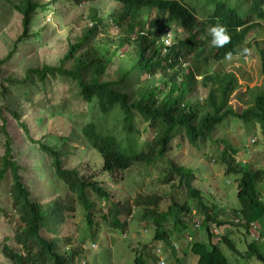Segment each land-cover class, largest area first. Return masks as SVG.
I'll return each instance as SVG.
<instances>
[{"label":"trees","instance_id":"1","mask_svg":"<svg viewBox=\"0 0 264 264\" xmlns=\"http://www.w3.org/2000/svg\"><path fill=\"white\" fill-rule=\"evenodd\" d=\"M12 1L22 13L24 27L22 40H24L23 38H29L31 35L28 34V27L32 22L34 11L39 7L48 9L47 6L53 5L56 0H49L45 4L35 0ZM88 1L75 0L76 4ZM115 1L119 3L120 10L109 18L98 14L92 15V26L76 43L71 44L65 60H75L72 69H64L61 65L30 67L26 70L24 78H10L9 81L14 85L24 86L27 83L45 85L50 77L74 80L80 99L87 102L97 101L103 114L102 121L109 117L111 111L121 112L120 133H114L98 122H88L81 129L85 138L82 140L83 143L88 149H92L97 157L103 159V170L109 174L110 179L118 180L126 170L132 168L134 163H141L146 169L152 166L158 169L160 175H164L163 184L178 189L180 193H187L183 204L174 201L166 212L160 211L158 201H154L153 207L150 208L142 195L134 200V204L131 200H127L121 206L110 205L111 193L105 186L100 185L98 180L80 174L78 168H64L63 159L71 155L73 148L66 138L62 139L63 147L42 144V149L52 158L56 174L60 180L65 181L68 190L76 195L78 205L86 212L89 227H95L93 216L98 211L96 203L90 199V195H94L99 201L108 204L107 215L113 217L112 225L118 231L128 228V218L136 209L145 210L142 216L146 219L152 217L151 221L156 225L155 235L149 243L152 250L161 246L163 250L166 248L168 253L169 250L172 251V256L179 260V255L184 254L180 248L188 245L187 248H191L197 264H231L219 247V242L222 241L232 252L240 253L235 242L228 235L229 232H222L221 238L217 237L219 242L211 241V249H208L206 242L194 239V242L187 243V239L184 240L182 232L191 226L194 228L196 220L191 221L194 209L204 214L201 227L206 236L211 237V227L215 226L212 223L223 230L221 226L224 222L219 214L213 215L209 206L202 200L200 190L193 185L196 168L179 162L173 153H179L183 149L181 138L187 139L189 143L201 149L206 144L204 140H208L213 130L228 117H233L232 119L243 129L251 131L253 136L264 138V93L255 97L252 106L242 108L236 104L235 109L228 108V103L233 100L232 92L237 88L236 78L231 73L221 75L215 72L216 64L220 65L239 55L243 46L248 43L257 53L262 68L261 73L264 74V42L257 38L247 41V38L255 35L251 30L258 26V22L264 23V0ZM216 23L226 27L230 39L223 47L213 45L209 52L205 50L206 42L208 45L212 44L208 29ZM99 26L103 27L104 37L110 36V29L113 27L119 29L118 33L125 32V34L119 35L115 40L105 39L106 37L97 39L95 35ZM182 31L187 33L183 39L179 36ZM201 32H204L205 37L202 42ZM168 33H173L175 37L172 47L164 43ZM34 35L39 36L37 33ZM108 39L111 42L107 41ZM17 45L18 43L15 44L14 49ZM83 46H88V51L86 50L80 57H75ZM201 49L202 51H199ZM204 53H207L208 57L203 55ZM229 54L230 59L226 58ZM12 55L10 53L6 60ZM192 57L194 60L191 64ZM115 60L125 63L121 68L120 76L109 80L102 79L101 76L107 74L109 65ZM3 62L4 60H0V65ZM184 63L188 65L185 68ZM209 63L215 64L213 68ZM159 74H163L164 79L157 82V86L147 82V79L151 80ZM197 75L203 76L202 79L198 80ZM133 77L139 79L144 77L146 81L143 82V79L142 82L145 84L140 85L132 93L120 90V86H123L127 80L134 79ZM198 83L208 89L202 100H194L191 96ZM22 91L26 94L31 90ZM159 94H164V97L159 99ZM8 99V103L0 106L3 125L7 122L4 113H10L18 121L20 119L15 111V98L11 95ZM136 120H142L143 123L136 125ZM19 123L22 124L20 121ZM22 126L28 131L25 125ZM2 133L5 137V152L0 158V181L5 179L7 174H11V202L18 213L15 221L18 224L15 237L22 248L20 253L13 250L9 244H3V253L11 259L12 264H74L82 261V264L89 263L88 260H82L85 253L82 244L74 247L76 242L72 237L61 236L62 226L67 222L66 219L72 216L74 210L72 203H68L69 200L61 202L56 199L53 204L45 207L42 202L35 200L19 175L21 166L14 158L13 139L5 127ZM136 138L141 141L147 139L144 146L138 150L133 148ZM223 143L221 161L226 165L225 173L240 174L237 185L240 207H234L233 221L238 219L240 222L235 223L250 234L258 228L256 223L257 228L254 229L251 222L264 219V200L260 190L264 182V167L256 166L252 162H238L241 151L227 140H223ZM259 143L252 144L251 147L254 149ZM262 143L257 151L250 149L252 153L264 154V141ZM242 151H246L245 146ZM243 156L247 154L244 152ZM88 167L92 168L90 165ZM1 212L3 209L0 207ZM170 215L174 217L171 223L173 229L180 232L175 240L172 239V231L163 226ZM258 232L263 237L260 230ZM90 236L92 240L95 239V232ZM174 242L180 243L179 249L173 246ZM246 254L249 257L256 256L264 262V255L256 245V240L248 245ZM168 256L170 259V254ZM158 262L151 251L135 258V264H158Z\"/></svg>","mask_w":264,"mask_h":264},{"label":"rangeland","instance_id":"2","mask_svg":"<svg viewBox=\"0 0 264 264\" xmlns=\"http://www.w3.org/2000/svg\"><path fill=\"white\" fill-rule=\"evenodd\" d=\"M35 1L45 4L49 0ZM47 8L42 9L39 7L34 11L32 22L28 27V34L31 35L29 38H23L24 40H22L24 27L21 11L12 0H0V60H4L0 65V106L2 107L3 104L8 103V98L12 95L16 102L15 111L20 116L19 121L28 129L26 131L13 115L4 113L7 122L3 125L4 121L0 118V158L5 152V137L2 133L5 127L13 139L14 158L21 166L19 175L24 185L31 191L32 197L42 202L45 207L48 204H53L56 199L61 202L69 200L68 203L71 202L74 206L72 216L66 219L67 222L62 226L61 236L68 235L72 237L76 242L74 247L82 244L85 252L82 260L89 261L85 264H135L137 256L142 253L147 254L150 251L152 256L157 257L155 254L156 248L152 250L149 246L155 235L156 225L151 221L152 217H149L148 220L142 216L145 210L136 209L132 216L130 215L128 218V228L125 230L119 229L120 231H118L112 225L113 217L107 215L108 208L106 205L108 204L99 201L94 195H90V199L96 203L98 211L93 216L95 227H89L86 212L78 205L76 195L68 190L64 180H60L56 174L51 156L41 147L42 144L53 147L61 146L63 144L62 139L66 138L73 148L71 149V155L63 159L64 168H78L80 174L98 180L100 185L105 186L111 193L110 205L117 204L121 206L127 200H131L134 204V200L139 195H142L141 197L144 198L146 205H149L150 208L153 207L154 201H158L161 212H166L174 201L183 204L186 201L187 193H180L178 189L163 184L164 175H160L158 169L153 166L146 169L143 164L134 163L132 168L126 170L118 180L110 179L109 174L103 170V159L97 157L92 149H88L83 143L82 140H85V138L82 136L81 129L88 122H98L99 125H105L112 132L120 133L122 119L119 117L121 112L118 110L111 111L109 117L102 121L101 116L103 114L97 101L87 102L80 99L76 82L67 78L54 79L50 77L45 85L41 83L29 85L27 83L24 86H18L9 81L10 78H24L26 70L30 67L61 65L64 69H72L75 60H65V55L68 53L71 44L76 43L82 34L92 26V15L98 14V16L103 15L109 18L113 13L120 10L119 3L115 0H89L86 3L76 4L75 0H56L53 5H48ZM262 26L264 29V23L258 22V26L251 30L255 35L247 38V41L257 38L259 41L264 42ZM102 30L103 27L99 26V30L95 35L97 39L104 37ZM118 31L117 27H113L110 29V36L105 35L106 38H104L115 40L119 35L125 34V32L118 33ZM35 33L39 36L35 37ZM181 35L185 37L187 33L182 31L179 36L181 37ZM172 36L174 44V34ZM204 38V32H201V42ZM17 43V48L14 49ZM171 45L172 42L168 46ZM212 46L213 44L208 45L206 42L205 50L210 52ZM245 47L249 50L247 54H242L241 49L239 55L222 62L220 65L209 63L212 68L215 65L217 69L215 72H219L221 75L231 73L236 78L237 88L232 92L233 100L228 103V108L232 109H235L236 104H239L242 108L252 106L255 97L260 93H264V74L261 73L262 68L260 61H258L259 57L253 51L252 45L246 43L243 48ZM86 50L88 51V46H83L75 57L82 56ZM199 51H202V49ZM10 53L13 54L12 57L6 60ZM203 55L208 57L207 53ZM190 60L192 64L194 57ZM184 64V68L188 66L187 63ZM124 65L123 61L115 60L114 63L109 65L107 74L102 75L101 78L107 80L118 78ZM162 75L159 74L151 80L147 79V82L157 86V82L164 79ZM202 77L197 75L198 80H201ZM143 79L144 77L140 79L137 77L131 78L123 86H120V90L132 93L140 85L145 84L143 82L146 80ZM162 85L164 86V83ZM26 89L31 91L25 94L22 90ZM207 90L198 83L191 96L194 100H202ZM159 97L161 99L164 94H159ZM232 118L228 117L224 122H221L213 130L208 140H204L206 144L201 149L196 148L187 139L181 138L184 144L183 149L179 153H173L175 159L179 162L196 168L193 174V185L200 190L202 200L209 206L213 215L217 216L219 214L218 216L224 222L221 226L223 230L212 223L215 226L211 227V237L206 236L201 225L199 228L191 226L185 229L182 236L185 240L187 235L191 234L195 236V241L206 242L208 249H211V241L219 242L220 240L217 237L221 238L222 232L228 233L232 230L228 235L235 242L240 253L232 252L222 241L219 242V247L229 258L230 263L264 264L256 256L249 257L246 254L248 245L256 240V245L264 255V229L261 228L264 227V219L257 222L253 221L254 224H258L257 230H260L263 235L258 239L252 236V233L249 234L245 228L236 224V220L233 221L235 218L234 207H240L237 198V185L240 174L227 175L225 173L226 165L221 161L224 148L223 140H227L241 151L238 162H252L256 166L264 167V154L252 153L250 150L257 151L258 147L263 144L264 138L260 139L258 136H253L251 131L243 129ZM135 123L141 125L143 121L136 120ZM258 135L260 136V134ZM146 142L147 139L141 141L136 138L133 148L135 150L141 149ZM258 142L260 143L253 149L252 144ZM244 146L247 153L242 151ZM244 152L247 156H243ZM89 165L92 168H89ZM11 184V174H7L5 179L0 181V207L5 212L0 213V264H12L11 259L2 251L3 244H9L13 250L22 253L21 244L15 237L18 226L15 221L18 213L11 202ZM260 190L264 200V182L261 184ZM103 214L107 217H104ZM192 214V222L195 220L201 222L204 218L203 212L197 209H194ZM172 217L170 215L163 226L165 229L172 231V239L175 240L180 232L173 229L171 223L174 217ZM258 231L256 233H259ZM93 232L96 236L93 239L94 241L90 236ZM43 234H45V231H43ZM187 243H189L188 240ZM179 245L180 243L176 242L177 249H179ZM187 247L180 249L191 254V248ZM165 254L167 256L165 258L166 264H168L171 261L168 259L169 253L165 251ZM170 256L176 263L172 251H170ZM82 262H75L74 264H82Z\"/></svg>","mask_w":264,"mask_h":264},{"label":"clouds","instance_id":"3","mask_svg":"<svg viewBox=\"0 0 264 264\" xmlns=\"http://www.w3.org/2000/svg\"><path fill=\"white\" fill-rule=\"evenodd\" d=\"M179 31V29L177 30ZM208 32L209 34L211 35L212 37V40H211V43L216 46V47H223L224 44L228 43L229 42V39H230V36L227 32V29L226 27L223 25V24H220V23H216L214 25H212L209 29H208ZM173 33H168V35L166 36V38L164 39V43L168 46L171 44L172 42V45L171 46H168V47H172L173 46V36H172ZM181 39H183L184 37L181 35L180 37ZM248 48H243L242 49V54H247L248 53ZM226 58H231L230 57V54L226 57ZM195 228V227H194ZM190 235V234H189ZM252 235V234H251ZM195 239V238H194ZM194 242V241H193ZM161 247V246H158L156 248V250ZM180 248V246H179ZM156 250H155V254H156ZM167 249L165 248L164 249V254H165V251ZM169 254H170V251H169ZM157 256V254H156ZM166 254H165V258H166ZM169 257V256H168ZM158 260V256L156 257ZM169 259V258H168ZM158 264H160V260L158 262Z\"/></svg>","mask_w":264,"mask_h":264},{"label":"built area","instance_id":"4","mask_svg":"<svg viewBox=\"0 0 264 264\" xmlns=\"http://www.w3.org/2000/svg\"><path fill=\"white\" fill-rule=\"evenodd\" d=\"M236 222H240V221L237 219ZM200 225H201L200 220H196V221L194 222V227H195V228H199ZM251 226H252L254 229L257 228V224H254L253 222H251ZM256 232H257V230H253V232H252V236H254L255 238L258 239V238L261 237V235H260L259 233H256ZM187 240L189 241V243H191V242L194 241V238H193L192 235H189V234H188V235H187ZM174 246L177 247V246H176V243H174ZM178 248H179V247H178ZM156 254H157V256H158V258H159V260H160V264H166V259H165L164 250H163L161 247H159V248L156 250Z\"/></svg>","mask_w":264,"mask_h":264},{"label":"crops","instance_id":"5","mask_svg":"<svg viewBox=\"0 0 264 264\" xmlns=\"http://www.w3.org/2000/svg\"><path fill=\"white\" fill-rule=\"evenodd\" d=\"M231 231L232 230H230L228 232H231ZM169 260H171V261H169L168 264H197V261H196L195 256L192 253L189 254L187 252H184V254L179 255V260L178 259H175L177 261L176 263H175L174 259H172V258H170Z\"/></svg>","mask_w":264,"mask_h":264}]
</instances>
